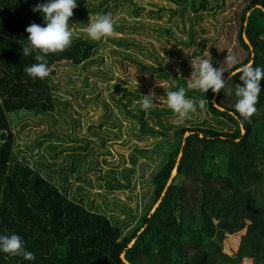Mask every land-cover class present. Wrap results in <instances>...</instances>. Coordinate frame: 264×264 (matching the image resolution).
Returning <instances> with one entry per match:
<instances>
[{"label":"trees","instance_id":"16d2710c","mask_svg":"<svg viewBox=\"0 0 264 264\" xmlns=\"http://www.w3.org/2000/svg\"><path fill=\"white\" fill-rule=\"evenodd\" d=\"M172 1H190L195 13L208 10V1L217 9L225 3ZM247 1L238 34L247 56L224 73L226 93L192 90L218 128L174 130L178 143L153 178L152 203L125 233L112 216L69 198L36 163L18 159L11 120L19 112L52 113L56 68L84 64L98 43L73 37L64 51L47 54L50 75L32 79L24 68L36 63V53L24 56L21 45L31 23L43 24L32 8L44 0H0V233L19 234L35 255L27 261L0 253V264H125L122 255L129 264H264V77L253 114L245 118L234 107L236 71L250 62L264 70V0ZM150 114L164 135L162 118L175 114L169 108Z\"/></svg>","mask_w":264,"mask_h":264},{"label":"rangeland","instance_id":"374dc122","mask_svg":"<svg viewBox=\"0 0 264 264\" xmlns=\"http://www.w3.org/2000/svg\"><path fill=\"white\" fill-rule=\"evenodd\" d=\"M190 4L77 0L68 21L76 26L73 37L90 40L84 29L98 13L112 17L114 31L94 41L98 45L84 64L56 68L52 113L11 115L18 159L36 163L69 198L112 216L125 233L152 203L153 178L178 143L174 130L218 128L199 106L193 91L200 89L189 86L195 81L193 58L211 57L214 67L227 72L247 56L238 40L247 0H225L219 9L208 1V10L197 13ZM181 87L196 111L187 118L163 117L162 135L150 111L167 110L165 91ZM152 92L158 104L144 110L142 95Z\"/></svg>","mask_w":264,"mask_h":264},{"label":"clouds","instance_id":"9594fccd","mask_svg":"<svg viewBox=\"0 0 264 264\" xmlns=\"http://www.w3.org/2000/svg\"><path fill=\"white\" fill-rule=\"evenodd\" d=\"M76 7L77 0H44L43 3H37L32 8L33 12L41 14L43 24L33 22L25 29L29 35L26 43L21 45V52L24 56L36 53L34 57L36 63L24 68L27 76L32 79H44L50 75L52 69L48 64L47 54L62 52L71 45L76 26L69 25L68 21L73 16V10ZM84 31L90 40L100 41L114 31L113 19L109 14L102 13L89 16V22ZM191 66L194 69L192 76L195 75V81L194 84L189 85L190 87L195 86L204 93L209 89L213 93H218L223 89L226 93L228 77H224L226 71L224 66L214 67L211 57L193 58ZM239 72L240 82L235 90L237 99L234 107L238 113L247 118L255 111L264 70L249 63L241 67ZM165 93L163 97L167 107L179 118H187L190 113L196 111L194 101L186 98L183 87L178 90L170 88ZM157 104L154 92L142 95L141 107L144 110L153 108ZM199 106L203 108L204 102L200 101ZM0 253L12 257L21 256L27 261L35 260L34 253L27 250L24 239L16 233H0Z\"/></svg>","mask_w":264,"mask_h":264},{"label":"water","instance_id":"95a60500","mask_svg":"<svg viewBox=\"0 0 264 264\" xmlns=\"http://www.w3.org/2000/svg\"><path fill=\"white\" fill-rule=\"evenodd\" d=\"M243 39H244L245 43L250 47L251 53H253V48L250 46V43H249V41L247 40V38H246L245 35H243ZM253 57H254V55H252V58H253ZM250 63H252V62H250ZM238 72H239V70L236 71V73H238ZM216 95H217V93H216ZM216 107H217V106H216ZM217 108L220 109V110H222V109L219 108V107H217ZM187 136H189V133H187V134L185 135V137H187ZM181 157H182V154L180 153V154H179V157H178V162L180 161ZM177 165H178V164H177ZM176 174H177V166H176L175 169L173 170V173H172L171 178H170V180H169V182H168V184H167V187L171 184V182H172L173 178L176 176ZM158 204H159V202H158V203L155 205V207L153 208L152 213L155 211V208H157ZM121 259H122L123 263H125V264H129V263L125 260V258H124L123 255H122Z\"/></svg>","mask_w":264,"mask_h":264},{"label":"built area","instance_id":"2783aa9c","mask_svg":"<svg viewBox=\"0 0 264 264\" xmlns=\"http://www.w3.org/2000/svg\"><path fill=\"white\" fill-rule=\"evenodd\" d=\"M0 143H4V141L0 139Z\"/></svg>","mask_w":264,"mask_h":264}]
</instances>
